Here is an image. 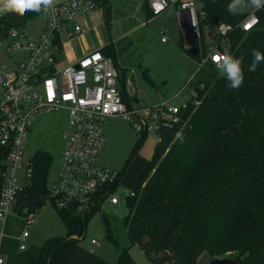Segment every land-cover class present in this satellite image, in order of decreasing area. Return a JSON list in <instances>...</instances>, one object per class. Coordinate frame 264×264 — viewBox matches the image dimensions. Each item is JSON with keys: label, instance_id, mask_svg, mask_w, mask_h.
Wrapping results in <instances>:
<instances>
[{"label": "trees", "instance_id": "obj_1", "mask_svg": "<svg viewBox=\"0 0 264 264\" xmlns=\"http://www.w3.org/2000/svg\"><path fill=\"white\" fill-rule=\"evenodd\" d=\"M229 2L205 0L206 22L211 27L218 22L234 27L221 48L241 59L242 86L230 88L223 72L210 61L184 86L195 92L199 102L183 111V123L161 129L136 193L127 197L124 224L130 245L121 247L109 217L102 214L106 237L120 252L115 264H137L130 253L134 244L141 247L150 264H199L204 252L217 258L231 251L236 253L237 264H264V62L255 72L248 70L253 50L264 53V8L256 10L259 23L246 32L239 24L249 12L232 15L227 10ZM145 7L152 18L148 0ZM38 13L4 12L0 35H7L12 27H24ZM180 45L201 60L197 47L186 46L182 37ZM102 51L117 64L114 53L106 47ZM121 90L130 106L139 103L132 105L126 90ZM140 144L133 148L119 181ZM52 160V154L43 149L32 156L30 175L13 206L15 213L36 214L48 199L55 203L47 185ZM2 168L0 162V196ZM119 181L97 193L89 212H78L76 204L63 208L55 204L67 233L46 239L38 258H31L28 264H60L69 248L85 237L90 218L104 204L105 192L114 191Z\"/></svg>", "mask_w": 264, "mask_h": 264}, {"label": "built area", "instance_id": "obj_2", "mask_svg": "<svg viewBox=\"0 0 264 264\" xmlns=\"http://www.w3.org/2000/svg\"><path fill=\"white\" fill-rule=\"evenodd\" d=\"M148 4L153 17L178 5L184 18L182 32L196 39L194 46L202 57L197 70L207 61L217 66L212 56L226 54L221 47L228 43V35L234 27L225 22L211 27L206 22L205 0H148ZM97 6V0L55 1L47 12L41 11L46 15V21L37 38H30L24 27H12L7 35H0V162L3 166L0 233L19 190L30 175V160L22 175L21 169L26 141L37 115L63 108L68 110L70 134L61 156L60 173L50 186L51 198L58 207L76 204L78 212H89L97 193L110 184L115 185L121 175L119 170L100 164L107 144L104 131L107 118L123 117L142 137L153 134L158 140L163 127L174 128L183 123V111L191 103L199 102L197 98L193 100L195 92L185 88L154 105L139 102L130 106L120 87V69L114 59L100 49L64 64L62 38L73 39L85 32L77 17ZM3 13L0 12V17ZM258 23L254 9L239 26L248 32ZM246 25L250 27L246 28ZM114 192L108 189L104 202L119 204L120 198ZM135 193L132 190L130 194ZM34 215L26 216L27 228L22 234L21 249L26 248L28 228ZM92 242L100 243L95 239ZM3 263L0 255V264Z\"/></svg>", "mask_w": 264, "mask_h": 264}, {"label": "rangeland", "instance_id": "obj_3", "mask_svg": "<svg viewBox=\"0 0 264 264\" xmlns=\"http://www.w3.org/2000/svg\"><path fill=\"white\" fill-rule=\"evenodd\" d=\"M145 4L146 0L100 1L96 9L78 19L86 32L72 40L68 37L64 39L67 59L82 56L89 49L94 50L107 45V50L115 54L118 67L122 71L120 87L123 91L126 90L125 95L132 105L137 102L154 105L174 97L193 78L198 67V59L200 60V56L196 59L180 45L181 37L186 46H194L197 41L193 36L183 34L176 8L171 6L165 14L148 18ZM108 7L110 14L107 13ZM252 10L254 9L248 8L244 11ZM147 20L149 21L146 22ZM45 21L46 15L43 12H39L27 21L24 28L30 38L39 36ZM163 37L165 40H162ZM129 81L131 87L128 89ZM193 97L195 98L193 100H196L194 95ZM104 129L107 144L100 157V164L103 167L121 172L137 142L141 141V144L121 181L115 186L114 193L120 198V203L112 204L105 201L101 209L90 218L86 235L81 239L86 245L90 244L93 238L100 240L102 255L110 253L111 250L118 251L106 237L102 221L103 213L109 217L114 235L118 238L121 247L130 245L124 224V217L129 211L127 197L136 188L142 170L152 158L157 142V137L153 134L142 137L132 123L123 117L107 118ZM69 134L67 109L37 115L26 141V156L21 175L38 149L48 151L53 156L47 177V185L50 187L60 173L61 156L66 148ZM9 213L26 220L25 216L15 213L14 210H10ZM51 227L56 228L55 233L66 235V227L55 203L48 199L34 215L30 232L40 237L51 231ZM94 246L98 249V245ZM130 253L137 264H150L138 244L130 247ZM223 255L217 258H235L236 253L231 251ZM213 259L215 258L204 252L199 257L198 263L211 264Z\"/></svg>", "mask_w": 264, "mask_h": 264}, {"label": "crops", "instance_id": "obj_4", "mask_svg": "<svg viewBox=\"0 0 264 264\" xmlns=\"http://www.w3.org/2000/svg\"><path fill=\"white\" fill-rule=\"evenodd\" d=\"M59 1L60 0H57L56 2H59ZM172 7L176 8V13H177V16H178V19L180 22V26H182V22H183L184 18H183V15H181V13L179 11V6L173 5ZM86 14H88V12L81 13L77 17V22L79 23L78 19L81 16H84ZM163 14H165V12ZM148 21L149 20H147L146 22H148ZM85 32H82L81 34H83ZM81 34H79V35H81ZM65 37L66 36H64L62 38L63 39L62 40L63 41L62 62L64 64L76 61L78 58L90 53L91 51H94L97 49L102 50L103 48H105L107 46V45H103V46H101L97 49H94V50L89 49L82 56H78V57L73 56L71 59L70 58L67 59L65 51H64V47H65L64 39H65ZM130 87L131 86H130V81H129L128 89ZM104 131H105V129H104ZM60 218H61V216H60ZM64 225H65V223H64ZM65 227L67 230L66 225H65ZM26 228H27L26 220H22V219L18 218L16 214H11V213L7 214L5 220L2 223V231L0 233V255L4 259L3 264H28V262L31 258H38V256L40 255V252H41L42 244L46 239H48L49 237L54 236V235H62V234H59L58 232L55 233L56 228L51 227V231H49L45 235L39 237L35 233L32 234L30 232V226H29V228H28L29 229V236L26 238V248L21 249L20 246L23 243L22 234L26 230ZM66 233H67V231H66ZM91 243L86 245V244H83L80 240L78 243L72 245L69 248V250L67 251V253L65 254V256L63 257L60 264H115L116 263L117 258H118L119 253H120V252H118L119 251L118 248H117L118 251H112L111 250L110 253H106L105 255H102L103 250H102V247L99 245L100 243L99 244H91ZM94 245H98V249H95Z\"/></svg>", "mask_w": 264, "mask_h": 264}, {"label": "clouds", "instance_id": "obj_5", "mask_svg": "<svg viewBox=\"0 0 264 264\" xmlns=\"http://www.w3.org/2000/svg\"><path fill=\"white\" fill-rule=\"evenodd\" d=\"M55 0H0V12H15L23 16L28 11L47 12L53 5ZM261 9L264 8V0H230L227 5V10L232 15L242 13L245 9ZM250 25H246V28ZM253 60L249 66V71L255 72L257 66L264 62V53L259 50H253ZM212 60L217 63V67L225 75L229 81V87L238 89L242 86L244 81V71L242 68V61L239 58H234L231 54H223L212 56ZM178 139L181 143L184 142L182 135L178 134Z\"/></svg>", "mask_w": 264, "mask_h": 264}, {"label": "water", "instance_id": "obj_6", "mask_svg": "<svg viewBox=\"0 0 264 264\" xmlns=\"http://www.w3.org/2000/svg\"><path fill=\"white\" fill-rule=\"evenodd\" d=\"M189 31V30H187ZM236 258H215L211 261V264H237Z\"/></svg>", "mask_w": 264, "mask_h": 264}]
</instances>
